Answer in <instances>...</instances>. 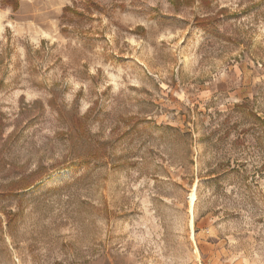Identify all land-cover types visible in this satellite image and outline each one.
Returning <instances> with one entry per match:
<instances>
[{"label":"rangeland","instance_id":"1","mask_svg":"<svg viewBox=\"0 0 264 264\" xmlns=\"http://www.w3.org/2000/svg\"><path fill=\"white\" fill-rule=\"evenodd\" d=\"M0 25V264H264V0Z\"/></svg>","mask_w":264,"mask_h":264},{"label":"trees","instance_id":"2","mask_svg":"<svg viewBox=\"0 0 264 264\" xmlns=\"http://www.w3.org/2000/svg\"><path fill=\"white\" fill-rule=\"evenodd\" d=\"M2 3H10L13 5L14 8H17L19 6V0H2ZM65 10H74V9L71 6L67 5L65 6Z\"/></svg>","mask_w":264,"mask_h":264},{"label":"bare ground","instance_id":"3","mask_svg":"<svg viewBox=\"0 0 264 264\" xmlns=\"http://www.w3.org/2000/svg\"><path fill=\"white\" fill-rule=\"evenodd\" d=\"M31 4H32V3H31ZM1 28H2V27H1V25H0V30H1ZM37 32H40V30H37ZM41 32H42L43 34H45V35H46V34L49 35V34L51 33V32H49V31H47V30H41ZM190 199H191V200H190V201H191V205H190V206L192 207V205H193V201H194V199H195V196H194L193 194L190 195ZM191 207H190V208H191ZM192 222H193V220H191V224H192Z\"/></svg>","mask_w":264,"mask_h":264}]
</instances>
